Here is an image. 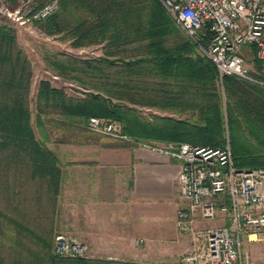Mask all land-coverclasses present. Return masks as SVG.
<instances>
[{
    "label": "trees",
    "instance_id": "trees-1",
    "mask_svg": "<svg viewBox=\"0 0 264 264\" xmlns=\"http://www.w3.org/2000/svg\"><path fill=\"white\" fill-rule=\"evenodd\" d=\"M33 1L42 7L51 0ZM40 26L72 47L102 51L96 58L44 55L50 72L85 89L80 97L39 82L35 125L45 139L50 127L70 137L57 142H77L89 135V118L99 117L120 122L135 143L216 148L228 141L238 169L264 168V85L237 76L220 83L214 64L158 0H59ZM253 62L250 75L264 82ZM32 78L15 31L0 24V264H132L51 252L61 170L56 151L36 138Z\"/></svg>",
    "mask_w": 264,
    "mask_h": 264
},
{
    "label": "built area",
    "instance_id": "built-area-1",
    "mask_svg": "<svg viewBox=\"0 0 264 264\" xmlns=\"http://www.w3.org/2000/svg\"><path fill=\"white\" fill-rule=\"evenodd\" d=\"M183 34L215 66L219 79L237 76L264 85L245 67L243 47L254 50L264 71V0H158ZM59 9V0L42 7L26 3L4 9L20 24L44 21ZM90 131L127 139L113 120L90 117ZM180 163L175 225L187 237L179 264H250L243 241L264 234V168L238 169L229 144L204 147L190 143H138ZM209 223L200 227L199 223ZM85 243L58 233L53 255L62 259L88 257Z\"/></svg>",
    "mask_w": 264,
    "mask_h": 264
},
{
    "label": "crops",
    "instance_id": "crops-1",
    "mask_svg": "<svg viewBox=\"0 0 264 264\" xmlns=\"http://www.w3.org/2000/svg\"><path fill=\"white\" fill-rule=\"evenodd\" d=\"M81 140L55 150L58 228L85 243L90 260L174 263L189 243L175 225L180 163L129 139Z\"/></svg>",
    "mask_w": 264,
    "mask_h": 264
},
{
    "label": "rangeland",
    "instance_id": "rangeland-1",
    "mask_svg": "<svg viewBox=\"0 0 264 264\" xmlns=\"http://www.w3.org/2000/svg\"><path fill=\"white\" fill-rule=\"evenodd\" d=\"M26 3H32L36 7H38L37 3L33 0H17L16 5L13 3L12 0H0V24L1 25H7L11 27L16 34V39L20 47L24 50V52L27 54L33 70V78L31 83V109H32V124L35 130L36 138L44 141L45 145L52 150H56V148L59 146L58 144H63L61 142H57L58 139L65 136L64 138H67V140L70 138L65 133L59 131L52 133V128L48 127L47 133L48 138L45 139L43 137V134H41L37 129V126L35 125V109H34V100H35V94L37 91V87L40 81H48L52 87L57 89H64L67 93L74 96H83V94L80 92L81 90H85L84 88L78 86L75 83L68 82L59 76L53 74L50 72L43 62L44 55L51 52H64L73 56L81 57V58H96L102 55L101 46L100 45H92L88 47H81V48H75L72 47L70 44V41L61 40L60 35L55 36H49L47 35L44 30L41 28V24L45 21H32L28 22L26 24H20L16 21L12 20L11 18L7 17L4 13V9L8 8L9 10H16ZM241 53L245 57V67L249 72H255L257 69L253 62V54L252 52L248 51L246 47H243L241 49ZM219 82L221 83V80L219 79ZM150 112L156 113V114H163L156 110H149L144 109V114H149ZM165 115V114H163ZM105 119V118H103ZM109 120V119H108ZM116 121V120H113ZM118 122V121H116ZM88 123V122H87ZM120 125L121 123L118 122ZM89 135H87V138H91L90 141L94 140V138L97 139H111L116 141H121L122 139H115L110 136L95 133L89 130ZM56 133V134H55ZM228 132L226 133V135ZM86 137V136H85ZM228 137V136H227ZM83 140H77V142H80ZM228 144V141H227ZM58 145V146H57ZM57 153V152H56ZM61 188V185H60ZM61 193V189L59 191V194ZM58 194V196H59ZM58 199V197H57ZM59 211V205L56 206V219L54 221L55 225V231L53 233V244H54V237L58 233H64L73 235L70 230L58 228V216L57 212ZM207 226V225H206ZM203 227V226H200ZM75 236V235H73ZM3 239H0V243L3 242ZM53 244L51 252L53 253ZM243 249L245 252L250 255V264H264V234L258 236L256 240H253L251 242L243 241ZM182 254V253H181ZM89 257V252H88ZM180 257H177L176 261L172 264H179L180 263Z\"/></svg>",
    "mask_w": 264,
    "mask_h": 264
}]
</instances>
